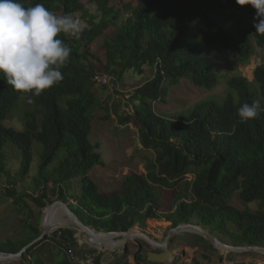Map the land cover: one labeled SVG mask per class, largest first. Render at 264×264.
<instances>
[{
  "label": "trees",
  "instance_id": "16d2710c",
  "mask_svg": "<svg viewBox=\"0 0 264 264\" xmlns=\"http://www.w3.org/2000/svg\"><path fill=\"white\" fill-rule=\"evenodd\" d=\"M109 1L88 0L99 22L69 32L44 14L81 12L84 0H0V195L30 217L26 198L38 208L71 199V209L96 230L194 222L233 245H264V63L249 80L222 74L211 52L219 48L247 62L256 48L264 50V0H134L122 8ZM15 43L30 63L42 65L9 72L2 56ZM147 67L153 75L134 89L128 98L133 112L121 122L137 127L153 157L145 159V173L127 174L120 189L100 191L90 171L103 160L99 144L89 139L102 106L97 77L119 80ZM181 81L207 91L222 82L226 88L188 107L156 112L152 103L164 102L168 86ZM14 115L21 129L6 125ZM11 160L19 163L15 171ZM235 195L243 208L231 203ZM40 219L37 213L21 239L0 240V251L16 254L31 244L41 233ZM59 232L62 256L55 264H73L72 231ZM174 238L194 239L205 260L216 251L198 234ZM46 245L29 247L21 261L46 264ZM135 260L164 264L141 250Z\"/></svg>",
  "mask_w": 264,
  "mask_h": 264
},
{
  "label": "rangeland",
  "instance_id": "374dc122",
  "mask_svg": "<svg viewBox=\"0 0 264 264\" xmlns=\"http://www.w3.org/2000/svg\"><path fill=\"white\" fill-rule=\"evenodd\" d=\"M133 2L134 0H110L109 5H113L115 8H122L125 4ZM44 16L69 32L72 30H81L90 26V21L98 23L101 18L96 5L88 2V0H84V10L81 12L66 16L60 11H55L45 13ZM101 43V38L96 39L92 45L93 51L97 50ZM211 52L216 56L222 74L241 75L249 80L253 78L255 67L264 63V50L259 48H256L255 55L247 62H240L233 56L235 55L234 53H223L219 48H214ZM2 61L3 67H6L11 73H16V70H27L32 66L33 68H38L42 65L40 63H30L25 58L18 43L14 44L9 54L2 56ZM153 71L154 69L150 67H147L142 75L129 71L119 80L107 77L106 75L97 77V94L100 97L102 106L94 112L89 139L92 143L99 144L97 151L100 153L103 160V164L95 165L90 171V175L98 184L100 191L107 192L120 189L123 178L127 174L145 173V159L147 157H153V152L144 149L140 144L137 127L131 121L127 123L121 122V117L133 112V106L128 102V98L135 88L152 77ZM250 74H252V77H249ZM225 88L226 85L222 82L214 90L207 91L188 81H181L179 85H169L165 101H154L152 103L153 109L158 113L164 112L167 114L178 108L188 107L208 95L217 94L220 96L223 94ZM5 122L7 126L16 129L22 128V124L17 115L12 116L11 119ZM9 166L12 171H15L19 167V163L16 160H11ZM191 177L192 175L190 174L187 176V179L190 180ZM168 195L169 197L171 196V194ZM168 195H165L167 202L163 205L167 208L171 206ZM54 200L63 201L57 198ZM26 203L29 209L34 213L32 217L18 211L16 205L12 203V199L0 195V240L21 239L26 234L27 224L36 222L35 216L37 213H40L41 219L44 218L50 222H52L53 219L57 220V216L61 217L64 215L63 217L68 219L65 211L62 210L60 206L55 207L53 212L47 215L45 214V209L50 203L43 208H38L28 198H26ZM72 203L73 201L71 199L67 202L68 205ZM231 203L239 208L244 207V204L236 195L231 199ZM248 206L256 208L257 205L251 203ZM41 219L40 229L43 225H41ZM149 222L150 221L147 222L146 226L140 224V228L137 225L131 229L136 233L144 232L151 238L162 242L166 237V233L171 229L170 222L159 221L162 224L158 222ZM70 226L71 227H68V229L72 231L73 238L75 239L73 254L82 260L83 254L81 255L80 252H85L89 245L84 244L86 240L82 236L83 232L81 231L79 234L76 227ZM59 229H65V227L57 228L43 241V243H47L44 252L46 264H55L62 256V247H60L59 244L61 241L59 238ZM55 231L57 232L56 236L53 235ZM214 233L220 240L231 243L222 235L216 232ZM193 243L194 239L192 238L181 240L174 237L171 240L170 238L167 248L173 254L174 262L166 264H194L193 260L195 258H198L200 264H264V252L260 251L221 252L216 249V251L210 254V259L205 260L199 257L201 250H199L197 246H193ZM139 250L142 251L143 255L147 256V252H159L161 249L159 247L152 248L146 239L137 235L127 241V246L125 248L115 250L110 254L115 256V264H138L135 260V253ZM5 264H25V262H22L21 259H15Z\"/></svg>",
  "mask_w": 264,
  "mask_h": 264
},
{
  "label": "water",
  "instance_id": "95a60500",
  "mask_svg": "<svg viewBox=\"0 0 264 264\" xmlns=\"http://www.w3.org/2000/svg\"><path fill=\"white\" fill-rule=\"evenodd\" d=\"M60 206L66 213L68 219L64 225H56L49 220L41 219V233L37 239H35L31 244L23 248L19 253H9L0 251V264L9 263L15 259H21L23 253L27 251V249L33 246L36 243H43L46 237L56 230L59 227H71L70 225L76 227L78 233L83 232L82 236L86 241L84 244L89 245V249L94 251L98 250H110L115 251L118 249L125 248L127 246V241L134 236L143 237L148 241L152 248L159 247L161 250L159 252L149 251L147 252L148 260L152 262L158 263H169L174 262V256L169 251L168 244L169 240L178 234L181 233H194L201 235L205 238L215 249L221 252H243V251H260L264 252V245H233L231 243H227L223 240H220L215 234L211 233L207 228L203 227L200 224L194 222H183L178 226L171 228L167 233L166 237L162 242H159L157 239L151 238L148 234L144 232L134 233L132 229H129L124 232H107L103 230H96L91 225L86 224L64 201H54L45 209V214L48 215L53 212L55 207ZM137 226L134 225V227ZM140 228V227H139ZM86 248V247H85ZM84 251H81L82 255Z\"/></svg>",
  "mask_w": 264,
  "mask_h": 264
},
{
  "label": "built area",
  "instance_id": "2783aa9c",
  "mask_svg": "<svg viewBox=\"0 0 264 264\" xmlns=\"http://www.w3.org/2000/svg\"><path fill=\"white\" fill-rule=\"evenodd\" d=\"M113 251L108 250H98L94 251L89 248L83 252V259L74 256L72 253L70 255L73 264H115V256L110 254Z\"/></svg>",
  "mask_w": 264,
  "mask_h": 264
},
{
  "label": "bare ground",
  "instance_id": "6f19581e",
  "mask_svg": "<svg viewBox=\"0 0 264 264\" xmlns=\"http://www.w3.org/2000/svg\"><path fill=\"white\" fill-rule=\"evenodd\" d=\"M63 210V209H62ZM63 215V214H62ZM64 216V215H63ZM63 216H61V218L63 217ZM63 220H65V218L63 217ZM68 220H65V221H59V222H53L54 224H56V225H64L65 223H68L67 222ZM158 223H161V222H158ZM162 224V223H161ZM134 233H136L135 231H133ZM224 264H227V263H224Z\"/></svg>",
  "mask_w": 264,
  "mask_h": 264
},
{
  "label": "crops",
  "instance_id": "0c3cea01",
  "mask_svg": "<svg viewBox=\"0 0 264 264\" xmlns=\"http://www.w3.org/2000/svg\"><path fill=\"white\" fill-rule=\"evenodd\" d=\"M55 218H56V217H55ZM59 220L65 221L66 219L63 220V217L61 218V217L57 216V220L53 219L52 221H53V222H57V221L59 222Z\"/></svg>",
  "mask_w": 264,
  "mask_h": 264
}]
</instances>
